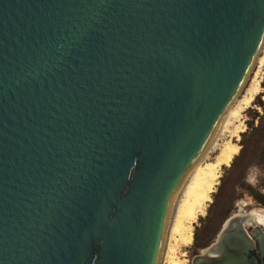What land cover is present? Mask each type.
I'll return each instance as SVG.
<instances>
[{
    "label": "water",
    "instance_id": "95a60500",
    "mask_svg": "<svg viewBox=\"0 0 264 264\" xmlns=\"http://www.w3.org/2000/svg\"><path fill=\"white\" fill-rule=\"evenodd\" d=\"M263 45L264 0H0V264H158ZM250 213L193 264H252Z\"/></svg>",
    "mask_w": 264,
    "mask_h": 264
},
{
    "label": "bare ground",
    "instance_id": "6f19581e",
    "mask_svg": "<svg viewBox=\"0 0 264 264\" xmlns=\"http://www.w3.org/2000/svg\"><path fill=\"white\" fill-rule=\"evenodd\" d=\"M256 68L244 89L243 98H236L223 115L205 151L176 194L158 264H184L179 255L182 258L186 255L181 250L192 245L195 226L199 218L206 215L212 195L219 186L222 169L230 167L239 155L241 148L238 142L245 132L244 113L259 95H262L264 102V88L261 85L264 78V46L256 60ZM238 217L244 225L253 221L264 225V210L234 218Z\"/></svg>",
    "mask_w": 264,
    "mask_h": 264
},
{
    "label": "rangeland",
    "instance_id": "374dc122",
    "mask_svg": "<svg viewBox=\"0 0 264 264\" xmlns=\"http://www.w3.org/2000/svg\"><path fill=\"white\" fill-rule=\"evenodd\" d=\"M264 46V45H263ZM257 71L256 64L254 65L251 74L240 92L239 96L243 98L244 96V89L247 88L249 85V80L252 77L253 73ZM262 87L264 88V78L262 80ZM259 103H262L263 107H260ZM252 113H258L262 119L259 118L252 119ZM253 123L256 126L259 124H264V102L262 101V95H259L253 102L252 107L248 109L244 113V125H245V134L249 130V124ZM242 134V135H243ZM242 141V136L238 145ZM241 148V146H240ZM242 149V148H241ZM240 149V152H241ZM240 155V153H239ZM238 155V156H239ZM237 156V157H238ZM236 157V158H237ZM235 158V159H236ZM234 159V160H235ZM233 160V161H234ZM233 163V162H232ZM232 164L230 167H224L222 169V176L220 179L219 186L217 187L215 193L212 195V202L208 205L206 215L202 218H199L193 233V242L192 245L188 248H184L181 250V253H184L186 256L184 258L179 255V257L184 260V264H191L192 256H193V249L199 248L204 245H208L211 243H215L224 222L233 215L236 214H245L250 213L253 211L261 212L264 210L259 204H257L254 199L250 196L247 192V188L251 187L253 190H260V193L264 194V168L259 162L255 161L254 164L247 170L244 174V177L240 180V183L234 185L233 191H231V185H228L227 188L224 189V193L221 197L222 200H230V215L226 218V220L220 226V229L214 234V227L216 223L213 222V216L210 214V209L212 204L214 203V196L218 194L219 188L222 186L223 182H231L230 179L232 175L230 174ZM234 178V177H233ZM230 196V197H229ZM256 223L253 221L249 225L246 226L247 231L249 232L250 228L255 227Z\"/></svg>",
    "mask_w": 264,
    "mask_h": 264
},
{
    "label": "trees",
    "instance_id": "16d2710c",
    "mask_svg": "<svg viewBox=\"0 0 264 264\" xmlns=\"http://www.w3.org/2000/svg\"><path fill=\"white\" fill-rule=\"evenodd\" d=\"M260 107H263L262 103H259ZM260 118L258 113H252V119ZM264 124L259 128H255L253 123L249 124V130L241 135L242 140L247 138L246 142L242 145L240 155L233 161L230 174L232 178L231 182H223L219 188V192L215 195L214 203L211 206L210 214L213 216V222L216 223L214 227V234L220 229L222 223L230 215V200H222L223 191L228 185H231V191H233L234 185L240 183V180L244 177L247 170L254 164L255 161L259 162L264 168ZM234 177V178H233ZM247 192L254 199V201L264 208V194L260 193V190H253L251 187L247 188ZM230 197V196H229Z\"/></svg>",
    "mask_w": 264,
    "mask_h": 264
},
{
    "label": "flooded vegetation",
    "instance_id": "af4514ba",
    "mask_svg": "<svg viewBox=\"0 0 264 264\" xmlns=\"http://www.w3.org/2000/svg\"><path fill=\"white\" fill-rule=\"evenodd\" d=\"M260 120V118H259ZM254 125V124H253ZM262 124H259L258 126L254 127L259 128L261 127ZM264 133V132H263ZM247 138L241 141L240 146L242 148V143L244 144L246 142ZM255 222V221H254ZM256 225L255 227L250 228L249 230V235L252 239V242L254 243V247L250 250L249 254V260L252 262V264H264V248L261 247V242L264 241V225H261L257 222H255ZM214 243L208 244L201 246L199 248H194L193 249V256L191 260V264H193L194 260L201 256L203 252L211 247ZM263 250V252H262Z\"/></svg>",
    "mask_w": 264,
    "mask_h": 264
}]
</instances>
